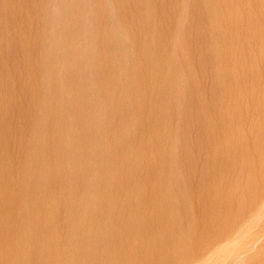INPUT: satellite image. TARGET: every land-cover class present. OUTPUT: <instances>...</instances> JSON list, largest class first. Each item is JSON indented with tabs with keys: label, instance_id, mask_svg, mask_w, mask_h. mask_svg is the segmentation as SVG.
<instances>
[{
	"label": "rangeland",
	"instance_id": "obj_1",
	"mask_svg": "<svg viewBox=\"0 0 264 264\" xmlns=\"http://www.w3.org/2000/svg\"><path fill=\"white\" fill-rule=\"evenodd\" d=\"M154 263L264 264V0H0V264Z\"/></svg>",
	"mask_w": 264,
	"mask_h": 264
},
{
	"label": "bare ground",
	"instance_id": "obj_2",
	"mask_svg": "<svg viewBox=\"0 0 264 264\" xmlns=\"http://www.w3.org/2000/svg\"><path fill=\"white\" fill-rule=\"evenodd\" d=\"M157 119V118H156ZM165 120V119H164ZM163 123V122H162ZM215 189V188H214ZM212 203V202H211ZM161 206V205H160ZM163 207H164V205H163ZM216 210V209H215ZM165 218V217H164ZM164 221V220H163ZM209 223V222H208ZM215 231V230H214ZM204 233V232H203ZM190 244V243H189ZM187 245V244H186ZM111 247V246H110ZM186 247V246H185ZM164 248V247H163ZM182 248H183V246H182ZM186 248H188V247H186ZM180 249V248H179ZM184 249V248H183ZM108 250V249H107ZM159 250H160V248H159ZM185 250V249H184ZM162 251V250H161ZM181 251V250H180ZM183 251V250H182ZM177 252V251H176ZM192 252V251H191ZM155 254V253H154ZM176 254H178V253H176ZM180 257H181V255H179ZM161 259V258H160ZM170 259V258H169ZM116 261V260H115ZM110 263V262H109ZM167 263V262H166ZM155 264V263H154Z\"/></svg>",
	"mask_w": 264,
	"mask_h": 264
}]
</instances>
